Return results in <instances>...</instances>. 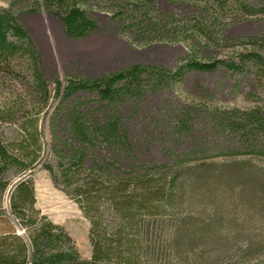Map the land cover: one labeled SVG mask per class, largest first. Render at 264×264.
Wrapping results in <instances>:
<instances>
[{"label": "rangeland", "instance_id": "1", "mask_svg": "<svg viewBox=\"0 0 264 264\" xmlns=\"http://www.w3.org/2000/svg\"><path fill=\"white\" fill-rule=\"evenodd\" d=\"M33 1L0 7L12 6L35 41L50 97L45 103L26 71L0 75V111L14 113L0 135L18 143L37 129L36 207L90 258L89 221L46 166L56 168L77 145L65 111L78 99L93 108L98 100L85 92L63 99L55 80L163 72L167 82L145 79L144 98L120 106L136 159L148 171L179 174L174 207L153 220L145 264H264V0H78L98 23L82 39L67 37L59 18ZM109 157L116 159L104 147L90 150L85 164Z\"/></svg>", "mask_w": 264, "mask_h": 264}, {"label": "trees", "instance_id": "2", "mask_svg": "<svg viewBox=\"0 0 264 264\" xmlns=\"http://www.w3.org/2000/svg\"><path fill=\"white\" fill-rule=\"evenodd\" d=\"M33 4V9L40 5L58 17L69 38L82 39L98 29L97 21L78 0H34ZM188 65L207 68L197 62ZM22 71L30 75L35 90L48 102V81L35 41L12 6L0 7V75L15 78ZM169 78L163 72L133 67L94 79L68 77L65 86L55 80L56 94L63 99L85 92L98 100L93 108L78 99L65 111L77 145L67 148L56 168L46 166L54 183L89 221L92 253L88 259L81 256L65 227L36 207L32 168L41 150L37 129L27 130L18 143L6 142L0 135V264H145L152 248L149 232L153 220L165 217L174 207L179 174L169 177L148 171L136 159L122 126L120 106L129 99L144 98L145 79L163 84ZM5 114L0 111V123L13 119L14 113ZM101 147L116 159L94 158L87 166L89 151ZM18 178L21 180L15 184Z\"/></svg>", "mask_w": 264, "mask_h": 264}, {"label": "water", "instance_id": "3", "mask_svg": "<svg viewBox=\"0 0 264 264\" xmlns=\"http://www.w3.org/2000/svg\"><path fill=\"white\" fill-rule=\"evenodd\" d=\"M20 180H21V178L17 179V180L15 181V184H17Z\"/></svg>", "mask_w": 264, "mask_h": 264}]
</instances>
